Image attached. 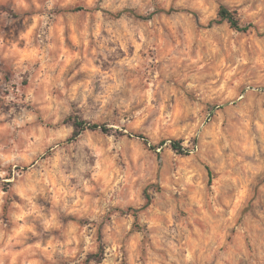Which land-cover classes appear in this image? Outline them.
<instances>
[{
  "label": "clouds",
  "instance_id": "obj_1",
  "mask_svg": "<svg viewBox=\"0 0 264 264\" xmlns=\"http://www.w3.org/2000/svg\"><path fill=\"white\" fill-rule=\"evenodd\" d=\"M0 264H264V0H0Z\"/></svg>",
  "mask_w": 264,
  "mask_h": 264
}]
</instances>
